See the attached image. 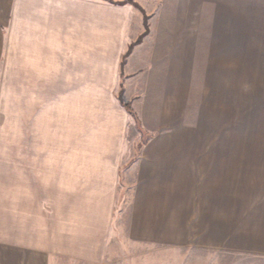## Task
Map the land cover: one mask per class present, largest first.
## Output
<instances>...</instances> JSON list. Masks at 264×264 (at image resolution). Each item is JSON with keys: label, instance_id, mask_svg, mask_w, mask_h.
Here are the masks:
<instances>
[{"label": "rangeland", "instance_id": "rangeland-1", "mask_svg": "<svg viewBox=\"0 0 264 264\" xmlns=\"http://www.w3.org/2000/svg\"><path fill=\"white\" fill-rule=\"evenodd\" d=\"M101 1L87 148L117 147L116 182L37 202L26 234L48 264H264V16L233 1L230 39L209 40L199 0ZM16 85L15 64L0 71V225L13 238L33 156L32 122L17 119L31 90Z\"/></svg>", "mask_w": 264, "mask_h": 264}, {"label": "crops", "instance_id": "crops-1", "mask_svg": "<svg viewBox=\"0 0 264 264\" xmlns=\"http://www.w3.org/2000/svg\"><path fill=\"white\" fill-rule=\"evenodd\" d=\"M233 1L245 2L242 9L254 8L257 17L264 16V0H199V7L206 5L209 40L230 39ZM8 3L0 1V71L8 73L15 64L16 86L31 90L30 115L22 100L17 119L32 122L33 156L32 176L18 177L16 183L21 201L13 207L22 222L15 224V237L8 235L14 232L9 220L0 225V233L7 234L0 236V264H48L49 246L26 234L33 229L31 218L38 216L37 202H70L89 185L108 194L116 182L117 147L100 146L90 153L87 148L88 89L94 85L89 84V56L95 57V65H103L105 7L101 0ZM3 208L8 215L9 205ZM258 258L264 262V255Z\"/></svg>", "mask_w": 264, "mask_h": 264}, {"label": "trees", "instance_id": "trees-1", "mask_svg": "<svg viewBox=\"0 0 264 264\" xmlns=\"http://www.w3.org/2000/svg\"><path fill=\"white\" fill-rule=\"evenodd\" d=\"M120 100V99H119ZM121 102V101H120ZM121 105L124 107V108H126L127 110L129 109V106L128 105H126V104H122V102H121Z\"/></svg>", "mask_w": 264, "mask_h": 264}]
</instances>
